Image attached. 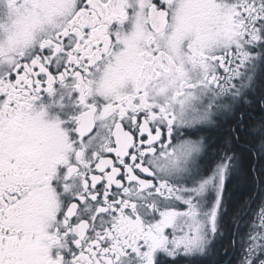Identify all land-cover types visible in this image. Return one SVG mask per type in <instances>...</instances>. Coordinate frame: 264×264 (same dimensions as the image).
I'll return each instance as SVG.
<instances>
[{
    "label": "snow or ice",
    "instance_id": "obj_1",
    "mask_svg": "<svg viewBox=\"0 0 264 264\" xmlns=\"http://www.w3.org/2000/svg\"><path fill=\"white\" fill-rule=\"evenodd\" d=\"M0 264H264V0H0Z\"/></svg>",
    "mask_w": 264,
    "mask_h": 264
},
{
    "label": "flooded vegetation",
    "instance_id": "obj_2",
    "mask_svg": "<svg viewBox=\"0 0 264 264\" xmlns=\"http://www.w3.org/2000/svg\"><path fill=\"white\" fill-rule=\"evenodd\" d=\"M226 218V217H225ZM229 224L227 223V221H226V219H224V222H223V226L225 227V229L227 230V232L229 233V227L230 226H228ZM231 228H232V224H231ZM234 261H235V259H234Z\"/></svg>",
    "mask_w": 264,
    "mask_h": 264
},
{
    "label": "trees",
    "instance_id": "obj_3",
    "mask_svg": "<svg viewBox=\"0 0 264 264\" xmlns=\"http://www.w3.org/2000/svg\"><path fill=\"white\" fill-rule=\"evenodd\" d=\"M225 219H226L227 223L229 224L228 226H230V227H229V233H231V229H232V228H231V222L229 221V219H228L227 217H226ZM232 259H233V261H234L235 257H233Z\"/></svg>",
    "mask_w": 264,
    "mask_h": 264
}]
</instances>
